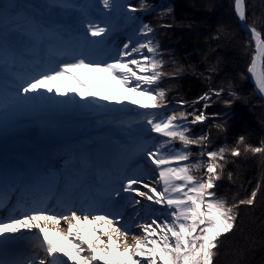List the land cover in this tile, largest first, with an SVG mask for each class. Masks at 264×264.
Wrapping results in <instances>:
<instances>
[{
	"label": "snow or ice",
	"instance_id": "6c2138e0",
	"mask_svg": "<svg viewBox=\"0 0 264 264\" xmlns=\"http://www.w3.org/2000/svg\"><path fill=\"white\" fill-rule=\"evenodd\" d=\"M99 3L101 18L92 19L86 11L95 7L91 3L0 0V35L19 38L18 46L0 41V74L15 81L6 96L0 93V121L43 108L86 110L100 117L101 128L95 138L66 148L63 164L0 167V211L7 210L0 216V264H216L240 209L255 206L264 175L246 198L231 202L218 194L219 182L234 162L229 157L251 153L264 163V139L253 146L241 135L232 146L208 150L209 131L195 126L221 117L208 109L221 101L225 88L209 87L195 100L177 99L170 107L159 85L183 69L164 71L156 28L136 15L149 7L146 0L138 6ZM73 11L82 13L78 23L67 22ZM233 12L249 33L246 47L253 54L246 71L264 98V34L247 23V0H233ZM116 31L126 37L122 45L109 43ZM100 49L105 58H94ZM38 52L44 59L34 56ZM84 77L99 88L85 84ZM227 87L232 99L222 102L231 107L240 97L232 84ZM129 112L127 119L108 118ZM211 127L224 131L221 123ZM106 138L110 144L101 154ZM227 179L233 181L231 171ZM120 200L133 207L148 201L159 209L144 205L149 214L126 217Z\"/></svg>",
	"mask_w": 264,
	"mask_h": 264
},
{
	"label": "trees",
	"instance_id": "16d2710c",
	"mask_svg": "<svg viewBox=\"0 0 264 264\" xmlns=\"http://www.w3.org/2000/svg\"><path fill=\"white\" fill-rule=\"evenodd\" d=\"M21 2L39 5L42 0ZM127 3L138 6L139 0ZM146 3L149 7L136 15L156 28L166 61L164 71L183 69L175 79L164 78L159 85L167 91L170 107L177 99L195 100L209 87H224L221 101L208 109L209 113H221V117L197 125L195 130L209 131L208 150L224 143L232 146L241 135L246 137L247 143L258 146L264 139V101L246 71L253 50L246 47L250 36L234 16L233 0H146ZM168 7L172 8L171 13L166 12ZM161 13H165L163 21ZM247 14V23L255 24L264 34V0H247ZM161 23L172 27L160 28ZM13 36L1 35V39L11 43ZM242 74L246 78H241ZM205 76H210L211 80H206ZM228 84L233 85L240 97L231 107L222 102L232 99L227 95ZM187 110L192 111V107ZM214 123L224 124V131L211 127ZM229 160L234 162L227 165L217 192L231 202L233 198H246L255 188L264 175V163L261 157L251 153L239 158L229 157ZM228 171L232 172L233 181L227 179ZM216 264H264V189L254 207L240 209L236 230L223 239Z\"/></svg>",
	"mask_w": 264,
	"mask_h": 264
},
{
	"label": "bare ground",
	"instance_id": "6f19581e",
	"mask_svg": "<svg viewBox=\"0 0 264 264\" xmlns=\"http://www.w3.org/2000/svg\"><path fill=\"white\" fill-rule=\"evenodd\" d=\"M58 123L67 125L63 126V124H60L61 130L66 131L63 133H69V137H66L65 144H67V146L64 147L65 149L75 144L84 143L91 138H95L101 131L99 124L91 125L89 123H84L82 125H72L62 121H54L53 124L57 125ZM31 125L30 123H26L11 126L9 129L12 130L11 132H2L0 134V167H35L38 162H43L47 157L57 158L56 160H52L57 163H59V159L62 156L64 157L65 149L59 151L57 148L61 141L64 142L63 139H60V136L59 140H56V145L51 146L55 139L45 138L46 136H44L42 132L31 131ZM104 131L107 133V129H104ZM109 144L110 140L107 138L102 142L100 147L101 154H103V148ZM36 167L40 168L39 165ZM122 196H127V194H122ZM120 203L124 205L126 217L136 212H139L141 216H145L148 213V207H144V205L159 209V206L149 205L148 201L143 200L141 205L135 207H133L128 200H120ZM5 215H7V210L0 211V216ZM129 240L131 242V237H129ZM26 245L27 241H22L20 246L26 250Z\"/></svg>",
	"mask_w": 264,
	"mask_h": 264
},
{
	"label": "rangeland",
	"instance_id": "374dc122",
	"mask_svg": "<svg viewBox=\"0 0 264 264\" xmlns=\"http://www.w3.org/2000/svg\"><path fill=\"white\" fill-rule=\"evenodd\" d=\"M127 1L128 0H124L125 3H127ZM76 2L81 5H85V7L89 3L93 4L95 7L91 9L86 7V11L89 13L90 18L92 19L101 18L100 13L103 11V9H102V5H100L99 3V0H76ZM80 18H82V13L79 11H73L71 16L68 17L67 22L78 23ZM10 38L12 39V36H10ZM13 38L15 39H13L11 43H8V44L18 46L19 38L17 34H14ZM125 40H126V37L123 31H116L110 37L109 43L115 44V45H122V43ZM0 41L5 42V40L1 39V35H0ZM34 56L40 59H44L45 54L43 52H38V53H35ZM34 56L30 55L31 58L26 59V60H31L34 58ZM93 56L96 59H104L105 58L104 49L95 51L93 53ZM24 67L27 68L29 67V65L25 63ZM19 70H22V69H19ZM83 79H84V83L91 86L93 89L99 88V85L97 84V82L91 77H84ZM14 83L15 81L11 75L0 74V93L6 96L10 91H12V86ZM112 115L123 116L125 119H127L132 116V113L129 112V113L108 114V118H111ZM98 119H100V117H97L95 114L89 113L86 110H57L56 108H43L37 111L24 113L22 115H9L5 117L2 121H0V134L2 132H11L12 130H9L11 126L30 123L32 124L30 128L31 131L32 130L35 132L39 131V132H42L44 136H46L45 138L48 137V139H55L54 142H52L51 146L56 145V140H59V136H60V139H63L64 142L61 141V143H59L57 148L59 149V151H61V150H64L65 149L64 147L67 146V144L65 143H66V137H69V133H63L66 131L61 130L60 124H63V123H58L56 125V124H53L54 121L56 122L62 121L64 123L67 122V124H72V125H82L84 123L96 125L98 124L97 123ZM63 126H67V125L63 124Z\"/></svg>",
	"mask_w": 264,
	"mask_h": 264
},
{
	"label": "water",
	"instance_id": "95a60500",
	"mask_svg": "<svg viewBox=\"0 0 264 264\" xmlns=\"http://www.w3.org/2000/svg\"><path fill=\"white\" fill-rule=\"evenodd\" d=\"M241 27H242V29L247 33V34H249L245 29H244V27L241 25ZM249 77H250V74H249ZM250 80H251V78H250ZM251 82H252V84H253V86H254V89H255V85H254V82L251 80ZM256 90V89H255ZM257 92V91H256ZM257 94H258V92H257ZM259 95V94H258ZM259 97L264 101V98H262L260 95H259Z\"/></svg>",
	"mask_w": 264,
	"mask_h": 264
}]
</instances>
